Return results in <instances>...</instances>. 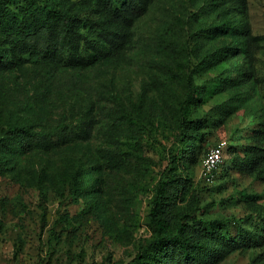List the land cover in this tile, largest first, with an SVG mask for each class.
<instances>
[{
    "label": "rangeland",
    "instance_id": "374dc122",
    "mask_svg": "<svg viewBox=\"0 0 264 264\" xmlns=\"http://www.w3.org/2000/svg\"><path fill=\"white\" fill-rule=\"evenodd\" d=\"M66 1L98 24L99 32L81 29L79 65L66 50H14L0 32V136L8 119L59 131L9 153L0 147V264H124L153 237L148 214L160 182L174 178L184 187L166 229L194 212L263 235L264 0H145L126 28ZM179 18L209 29L191 64L231 48L227 60L172 77L167 41L181 31ZM189 79L204 89L195 105L186 101ZM186 118H200L196 136L187 158L171 162ZM222 142V164L207 180L204 155ZM215 264H264V238Z\"/></svg>",
    "mask_w": 264,
    "mask_h": 264
},
{
    "label": "trees",
    "instance_id": "16d2710c",
    "mask_svg": "<svg viewBox=\"0 0 264 264\" xmlns=\"http://www.w3.org/2000/svg\"><path fill=\"white\" fill-rule=\"evenodd\" d=\"M15 1L17 0H0V32L8 38L14 50L29 49L30 52L37 50L38 55L46 57L61 49L67 51L72 64L79 65L83 62L80 49L85 34L81 29L95 32L98 28L97 21L79 15L72 1L55 3L45 0H23V5L17 7L19 8L17 14L12 11ZM82 2L90 5L100 16H108L116 25L123 28L142 15L146 7L145 0H122L114 7L108 0H82ZM218 3L219 0L210 2L211 5ZM177 24L181 31L176 37L167 41L169 51L174 55L172 77L178 79L185 72L191 74L215 65L221 60H227L226 56L231 48L208 52L202 58L197 57L196 62L191 64V57L198 56L197 50L201 40L210 37L209 29L196 21L186 27L182 18L177 20ZM238 43L239 47L244 48V42ZM2 57L3 55L0 54V66H5ZM188 69L190 71H187ZM219 81L233 82L229 76H223ZM203 90L193 85L189 79L186 101L190 102V105H195L201 98ZM235 100L238 102L241 96L236 95ZM199 119L186 118L182 121V152L179 156L171 155V162H177L190 153L192 140L196 136L195 123H199ZM59 123V128L63 127L62 122ZM57 131L37 130L31 123L8 119L6 131L0 136V147L2 151L9 153L12 152L14 143L23 144L30 140L52 139L58 134ZM180 181L174 178L160 182L148 214L154 235L124 264H215L223 260L231 250L259 242L260 238H264V234L252 233L234 218L214 217L206 220L198 217L194 212L183 213L172 230L166 229L164 222L174 208L175 196L184 187Z\"/></svg>",
    "mask_w": 264,
    "mask_h": 264
},
{
    "label": "built area",
    "instance_id": "2783aa9c",
    "mask_svg": "<svg viewBox=\"0 0 264 264\" xmlns=\"http://www.w3.org/2000/svg\"><path fill=\"white\" fill-rule=\"evenodd\" d=\"M225 153V143H218L212 147L203 158L202 161V174L205 179L210 180L213 177L214 170L221 162Z\"/></svg>",
    "mask_w": 264,
    "mask_h": 264
}]
</instances>
